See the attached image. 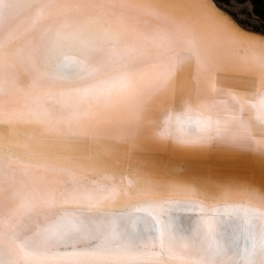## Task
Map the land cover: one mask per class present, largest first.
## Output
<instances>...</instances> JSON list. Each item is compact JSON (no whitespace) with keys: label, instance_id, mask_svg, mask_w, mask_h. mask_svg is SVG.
I'll return each mask as SVG.
<instances>
[{"label":"water","instance_id":"1","mask_svg":"<svg viewBox=\"0 0 264 264\" xmlns=\"http://www.w3.org/2000/svg\"><path fill=\"white\" fill-rule=\"evenodd\" d=\"M63 4L68 15L98 14L102 21L120 19L136 27L164 25L167 21L175 26L171 31L159 30L157 36L163 42L156 51L149 50L154 55L135 61L145 63L140 77L112 74L115 79L106 84H117L118 89L97 108L93 105L71 116V108L62 103L28 106L26 91L21 98L16 93L0 94V175L8 176L3 178L6 187L0 194V212L5 203L22 195L23 201L31 204L20 211V218L25 217L19 218V225L33 221L35 211L42 207L36 197L49 192L41 188L43 185L50 187L40 179L51 176L56 179V191L78 192L87 211L95 204L86 202H92L89 194L79 191L102 194L110 186L122 197L102 204V208L139 204L145 206L142 211L155 208V204L175 208L169 203V195L182 191L184 197L207 201L205 205H236L241 201L239 206L264 209L261 122L250 120L237 125V115L231 114L228 119L234 121L226 120L210 136L195 138H178L172 128H163L168 113L179 108L172 105L177 103L176 95H184V79L199 84L201 95L207 91L216 97L231 94L227 76L232 82L239 79L240 86L233 89L242 96L227 99L223 108L239 107L243 117L248 104L251 109L249 93L264 88L260 79L264 71V30L244 25L218 0H82L75 10L67 8L69 1ZM190 86L188 83L186 90ZM238 189L246 191L248 204L239 200L244 198H240ZM215 190L231 193H210ZM165 194H169L167 201L156 202L160 199L156 197ZM108 204L112 206L107 208ZM134 208L133 212L140 211V207ZM4 250L7 252L0 254V264H198L164 252L116 253L123 257L117 260L111 257L112 252L80 256L49 250L46 258L28 260L16 254L26 251L20 243L7 245Z\"/></svg>","mask_w":264,"mask_h":264},{"label":"bare ground","instance_id":"2","mask_svg":"<svg viewBox=\"0 0 264 264\" xmlns=\"http://www.w3.org/2000/svg\"><path fill=\"white\" fill-rule=\"evenodd\" d=\"M64 1H69L67 8L73 10L82 4V0H0V94L16 93L21 98L26 91L25 98H30L28 106L62 103L71 108L69 115L74 116L93 105L97 108L98 103L116 93L117 84H106L115 79L112 74L132 73L140 77L145 63L135 61L154 55L149 50L156 51L163 42L158 38L159 30L171 31L175 23L164 19L168 24L136 27L133 22L120 19L102 21L98 14L68 15ZM260 79L264 84V71ZM226 81L231 94L216 97L207 91L201 95L199 84L182 80L184 95L180 98L176 95L177 103L172 105L179 108L168 113L163 128H172V134L178 138L210 136L226 120L234 121L228 119L231 114L237 115V125L250 120L264 125V88L249 93L251 109L248 104L242 117L239 107L223 108L227 99L242 96L233 89L240 86L239 79L232 82L227 76ZM188 83L192 86L186 90ZM60 94L62 98L58 99ZM3 178L8 176L0 175V194L6 187ZM45 179L40 180L50 187L41 188L49 192L36 197L41 199L38 204L42 207L27 225H19L25 217L20 218V211L31 204L23 201L22 195L1 207L0 254L7 252L4 250L7 245L20 243L27 252L16 254L28 260L46 258L49 250H57L80 256L112 252L111 257L117 260L121 256L116 253L164 252L166 256L198 264H264L263 208L242 207L241 201L236 205H205L207 201L184 197L182 191L156 197L160 203L171 196L169 203L175 208L165 205L164 210L165 206L158 204L143 211L144 204L102 208V204L122 197L110 186L102 194H91L88 189L79 191L81 195L89 194L92 202H86L95 204L93 210L87 211L78 192L72 189L58 192L56 179L52 176ZM237 192L244 198L239 200L248 204L246 191ZM134 206L140 207V211L133 212Z\"/></svg>","mask_w":264,"mask_h":264},{"label":"rangeland","instance_id":"3","mask_svg":"<svg viewBox=\"0 0 264 264\" xmlns=\"http://www.w3.org/2000/svg\"><path fill=\"white\" fill-rule=\"evenodd\" d=\"M251 28L264 30V0H218Z\"/></svg>","mask_w":264,"mask_h":264}]
</instances>
